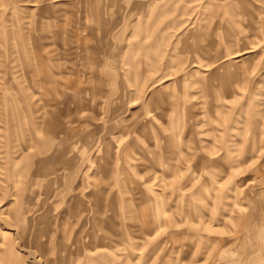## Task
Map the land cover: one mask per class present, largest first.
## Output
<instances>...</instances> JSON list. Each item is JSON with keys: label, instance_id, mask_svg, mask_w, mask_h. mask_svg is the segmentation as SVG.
Instances as JSON below:
<instances>
[{"label": "rangeland", "instance_id": "obj_1", "mask_svg": "<svg viewBox=\"0 0 264 264\" xmlns=\"http://www.w3.org/2000/svg\"><path fill=\"white\" fill-rule=\"evenodd\" d=\"M0 264H264V0H0Z\"/></svg>", "mask_w": 264, "mask_h": 264}]
</instances>
